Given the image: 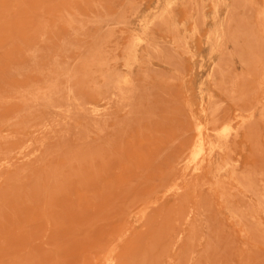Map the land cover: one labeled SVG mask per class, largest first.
I'll return each instance as SVG.
<instances>
[{
	"label": "rangeland",
	"instance_id": "374dc122",
	"mask_svg": "<svg viewBox=\"0 0 264 264\" xmlns=\"http://www.w3.org/2000/svg\"><path fill=\"white\" fill-rule=\"evenodd\" d=\"M0 264H264V0H0Z\"/></svg>",
	"mask_w": 264,
	"mask_h": 264
}]
</instances>
